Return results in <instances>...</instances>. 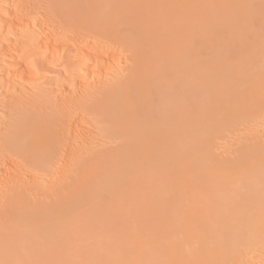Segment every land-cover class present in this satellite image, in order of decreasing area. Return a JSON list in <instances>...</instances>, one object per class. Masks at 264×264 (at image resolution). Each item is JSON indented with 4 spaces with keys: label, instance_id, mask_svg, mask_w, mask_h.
Here are the masks:
<instances>
[{
    "label": "bare ground",
    "instance_id": "1",
    "mask_svg": "<svg viewBox=\"0 0 264 264\" xmlns=\"http://www.w3.org/2000/svg\"><path fill=\"white\" fill-rule=\"evenodd\" d=\"M45 7L50 24L63 28L62 34L69 32L67 40L72 39L82 45H78V54L69 52L70 54L62 57L63 77L66 80L81 84L87 77L95 76L98 68L112 67L124 75L119 80L110 81L88 93L82 91L78 96L57 102L49 103L52 99L46 96L45 100L49 99V104L25 101L21 97V102L14 104L18 107L13 112L20 116L12 117V120L16 118L11 126V132L15 134L8 133L10 128L7 129L6 132L10 135L0 137V150L14 149L15 154L22 158V164L29 170L53 175L54 171L71 173L91 169L92 160H96L87 155L81 157L78 164L71 163L72 151L80 145L94 146L104 144L107 140L116 142L120 139H127L129 142L122 146L113 160L97 161L101 174L112 169L120 171L116 188L111 186L110 179L104 177L103 180L107 183L106 187L103 186V192L108 200L102 203L106 206L101 208H108L107 212H102L96 206V202L102 199H87L83 204L89 210V205L95 202L90 206H93L90 213L92 210L96 213L94 215L92 212L93 217L98 215L96 208L104 214L103 216L100 212L97 216L99 218L101 215L100 220L97 217L95 219L99 221L95 222L99 227L93 222V217L92 221L89 219L90 215L87 217L89 220L87 219L86 224L90 222L91 226H97L94 227L96 232H93L98 239L94 234L95 238L92 239L90 232L93 227L89 224L87 229L81 227L85 221L84 216L87 215L85 212L88 211L83 209L82 212L85 206L79 209L73 205V209L70 208L67 213L65 210L62 214L64 206L57 205L56 207L60 206L61 215H64L61 217L57 208L54 213L53 210L48 211L52 214L45 213L47 208H43L45 212L40 213L41 206L38 203L37 207L26 201L25 196L31 190L24 188L16 193L9 203L10 207L0 215V264H245L243 257L246 250L264 248V134L254 131L259 123L264 122V0H49ZM7 8L5 17H2L9 29L22 30L24 27L21 26L22 21H19L21 17L18 6ZM17 16L19 18L15 19ZM54 29L58 30L56 27ZM30 39L25 40V48L34 47L32 36ZM51 46L49 45V49ZM114 46L124 48L129 54V67L116 68L118 59L114 56ZM21 49L19 48L20 54L25 51L22 52ZM12 55L14 54L11 57ZM24 58L17 59L18 64L22 62V65L25 64L23 67L30 72L32 66ZM18 64L16 62V66ZM14 70L8 72L11 71L12 74ZM14 74L10 75V79ZM44 106H53L51 114L43 112ZM75 113L80 114V119H83L81 113H86L85 115L94 118L93 121L104 125L103 134L107 140L95 141L93 137L87 136L82 127L85 119L81 125L84 131H79L80 126L77 127L75 120L72 122ZM79 123L81 124V120ZM243 124H246L248 132L241 131L240 143L236 149L226 150L221 154L229 157L231 164L226 166L225 163V166L221 165L217 170L203 165L205 153L208 154V160L213 157L209 152L212 150L210 138L227 127H239ZM4 155L0 153V161L4 160ZM173 156L178 157L176 161ZM7 163H12V160ZM191 175L199 177L190 178ZM152 176L155 177L154 185L151 186L154 191H148ZM141 181L142 185L146 183L144 189L140 184L138 191V187H135ZM147 183H150L148 187ZM127 189L129 190L125 192ZM167 194L171 197L170 206L164 197ZM155 196H159L158 199ZM126 198L131 201L126 202ZM142 201L148 205L147 208ZM117 202L121 205L123 203L126 208ZM110 204L113 206L110 207ZM150 204L152 209L162 206V212L155 208L154 211L157 209L158 213L150 210L148 214ZM19 208L25 210L24 214L21 213V217L17 218L20 213L16 215V211V217L12 218L11 213L14 210L19 212ZM78 209L82 210L79 213L80 216L82 213V224L78 221L81 218L78 216ZM163 209L170 218L163 214ZM109 210H112L110 216L118 210V215L114 213L111 217L112 220L117 218L120 226H124V220L127 221L125 223L128 228L126 225L124 227L129 230L119 227L123 230L121 232L120 229L118 237L117 233L113 234L116 232L113 221L116 220L109 224L112 225V230L104 223L111 218ZM119 211L123 213H118ZM135 211H139L138 214L146 213L144 216L147 219L141 214L136 215ZM159 211L166 218L162 214L160 217ZM56 212L57 216L54 215ZM122 214L129 215L122 217ZM151 214H157L155 218L160 222L157 223ZM106 215L108 216L105 217ZM131 217L138 221L141 218L140 224L143 220L148 222L150 219L149 222L153 225L143 221L141 225L147 227L145 229ZM190 219L194 223L189 222ZM183 220L188 221V224ZM171 222H177L178 225L174 226ZM182 226L183 228H179ZM82 228L91 229L87 232L84 230V233ZM69 230L75 234H71ZM143 230L144 233L148 231V234L144 235ZM119 233L125 235L119 236ZM142 236L145 238L144 242ZM148 236L151 237L148 238L151 242L147 240ZM175 236L182 237L180 243V239L174 238ZM71 237H75V240ZM86 238L90 240L85 241ZM91 241L99 242L95 244ZM68 251L71 252L69 255Z\"/></svg>",
    "mask_w": 264,
    "mask_h": 264
},
{
    "label": "rangeland",
    "instance_id": "2",
    "mask_svg": "<svg viewBox=\"0 0 264 264\" xmlns=\"http://www.w3.org/2000/svg\"><path fill=\"white\" fill-rule=\"evenodd\" d=\"M3 1V2H2ZM0 0V5H4L3 7L2 6H0V57H2L1 59L2 60H0V137L1 138H4V137H6V136H8V135H10L11 133L12 134H15L14 132H11L12 130V128H11V126H13L12 124H13V122L12 121H14L16 118H19L20 116L18 115H16V114H14V110H15V108H17L18 106H15V105H17L16 103H20L21 101H20V99H22L21 97H23L24 98V100L26 101H31V100H33V101H35V102H37V101H40V103H47V104H49V103H52V101L53 102H57L58 100L60 101V99L62 100V99H65V98H70V97H73V96H78V95H80L81 94V92L83 91V93H88L89 92V90H91V89H94V88H96V87H101L102 85H104V84H106V83H109L110 81H117V80H119L120 79V76H123L124 75V73L121 75L120 74V72H117L116 71V69L115 68H110V69H105V68H98V69H96L95 70V76H89V77H87L81 84L79 83H77L76 81H74V80H72L71 82L69 81V80H66L63 76V74H64V72H63V68H62V65H61V60H62V57L63 56H66L67 55V53L68 54H70L71 52H72V54H73V52L75 53H79L80 52V47L78 46V45H80L81 47H82V45L80 44V43H78L77 41L75 42L74 40H72V39H69V40H67L68 39V37H69V32H67V33H65V34H62V31H63V28H60V27H58V26H52L51 24H50V22H49V19H48V15H47V12H46V4H47V2L49 1V0ZM2 2V3H1ZM5 2V3H4ZM18 6V10H20V11H18L19 12V17H21L20 19H19V21H20V23H21V21H22V24H21V26L23 25V27L24 28H26V29H19L18 31L17 30H14V31H11V30H13V29H9V27H8V23L5 21V19L3 18V17H5V12L6 11H8V8L7 7H9V6ZM22 7V8H21ZM45 8V9H44ZM1 9H2V12H1ZM3 9H5V10H3ZM45 11V12H44ZM46 13V14H45ZM45 14V15H44ZM3 16V17H2ZM15 17V19H17V18H19V17ZM27 20H29V21H27ZM48 20V21H47ZM29 23L28 25H26V23ZM33 22V23H32ZM24 24H25V26H24ZM51 25V27H52V29L50 28V25ZM33 25V26H32ZM28 26H30V27H28ZM56 27L58 30H56V29H54V28ZM41 28V29H40ZM45 28V29H44ZM9 30H10V32H9ZM41 30V31H40ZM52 31H54V32H52ZM57 32V33H56ZM54 33V34H53ZM64 33V32H63ZM30 34V35H29ZM37 35V36H36ZM52 35V36H51ZM55 35V36H54ZM57 35H59L58 37H57ZM66 35H68L67 37H66ZM32 36V40H34V42H33V45H34V47L32 46V47H27L26 46V48L24 47V45L26 44V41H27V38H29V40H31L30 39V37ZM38 39V41H37V39ZM56 37V38H55ZM33 38H35V39H33ZM24 39V40H23ZM54 39V40H53ZM57 39V40H56ZM26 40V41H25ZM35 40H36V43H35ZM51 40H53V41H51ZM24 41V42H23ZM76 43V45H75V43ZM21 42V43H20ZM48 42V43H47ZM49 42H50V44H49ZM53 42V43H52ZM46 43H47V45H46ZM24 44V45H23ZM51 46L50 47V49H49V45ZM8 45V46H7ZM21 45H22V48L23 49H21ZM36 45L38 46V47H36ZM18 46V47H17ZM47 46V47H46ZM10 47H12V48H10ZM79 47V48H78ZM115 47V53H114V56L118 59L117 60V67L116 68H118V69H125V68H127V67H129V65H130V61H129V57L127 58V56H129V54L126 52V50L124 49V48H119V46H114ZM19 48L22 50V52H23V50H25L22 54H20L19 53ZM29 48V49H28ZM40 48V49H39ZM52 48V49H51ZM12 50V53H9L11 50ZM15 49H17L16 51L18 52V53H15L16 51H15ZM31 49V50H30ZM7 50H8V53L10 54V56H9V54L7 53ZM30 50V51H29ZM33 50V51H32ZM40 50V51H39ZM78 50V51H77ZM27 51V52H26ZM14 52V53H13ZM48 52V53H47ZM51 52V53H50ZM70 52V53H69ZM7 53V54H6ZM53 53V54H52ZM57 53V54H56ZM75 53V54H76ZM11 54H14V55H12V57H11ZM71 54V55H72ZM6 55H7V57H6ZM17 57H16V56ZM50 55H51V57H50ZM14 56H15V58H14ZM11 58V60H9L10 58ZM23 57H25L24 58V60H26L27 61V64L29 63V65L30 66H32V70L30 71V72H28L27 71V69H26V67H23L24 65H22V62H20L19 64H18V60L17 59H22ZM4 58V59H3ZM53 58V59H52ZM15 59V60H14ZM7 61V62H4V61ZM24 60H22V61H24ZM58 60H60V61H58ZM26 61H24V62H26ZM54 61H55V63H54ZM57 61V62H56ZM16 62H17V66H16ZM53 62V63H52ZM50 63H51V65H50ZM7 64V65H6ZM11 64H13V66H11ZM14 65H15V67H14ZM20 67V68H19ZM15 69V70H14ZM18 69H20V70H18ZM8 70H14L13 72L15 73H12V74H14L15 76H16V74H19L20 76H18V77H20V78H17V76L15 77V76H11V79H10V75H12L11 74V71L10 72H8ZM19 71L20 73H17V71ZM26 70V71H25ZM101 70V71H100ZM106 70V71H105ZM16 71V72H15ZM100 71V72H99ZM25 72V73H24ZM118 73V74H117ZM27 74V75H26ZM23 75H25V76H23ZM116 75V76H115ZM8 77V78H7ZM15 77V78H14ZM25 77V78H24ZM115 77V78H114ZM21 78H23V79H21ZM9 81H8V80ZM15 80V81H14ZM27 80V81H26ZM76 80V79H75ZM65 83H64V82ZM70 83V84H69ZM81 85V86H80ZM62 90V91H61ZM63 93V94H62ZM27 95L29 96L28 98H27ZM25 96V97H24ZM32 96V97H31ZM46 96H50L49 97V99H52L51 100V102H49L48 103V101H49V99H48V101L47 100H45V98H47ZM44 97V98H43ZM58 97V98H57ZM27 98V99H26ZM30 98V99H29ZM31 98H33V99H31ZM37 98V99H36ZM44 100H43V99ZM56 99V100H55ZM19 100V101H18ZM16 101H18V102H16ZM25 101H23V102H25ZM44 101H46V102H44ZM37 103H39V102H37ZM15 104V105H14ZM14 105V106H13ZM25 107V106H24ZM45 107V106H44ZM47 107H49V106H47ZM51 109H53V106H50L49 108H46L45 107V109L43 110V112H47V114H51ZM47 110V111H46ZM49 110V111H48ZM11 112H13V113H11ZM49 112V113H48ZM44 113V114H45ZM12 114H14L13 116H12ZM79 114V113H78ZM77 113H75L73 116H75V117H73V121L72 122H74V120H75V124H77V127L78 126H80V128L79 129H81V130H79V131H82L83 130V128L82 127H84V130H85V133H87V136H89V137H93L94 138V140L95 141H97V139H98V141H100L101 139H103L104 141H106L107 140V138L106 137H104V134H105V126L104 125H99V123H97L96 121H93L94 120V118H91L92 116H90V115H85L86 113H81V114H83V119L81 118L80 119V114L78 115ZM85 115V116H84ZM11 117V118H10ZM12 117H16V118H13V120H12ZM77 119H79V120H77ZM84 119H85V122H83L84 121ZM80 120H81V124L79 125L78 124V122H80ZM83 120V121H82ZM76 121H78V122H76ZM10 122H11V124H10ZM85 123V124H83V123ZM94 122V123H93ZM96 122V123H95ZM83 124V125H82ZM81 125H82V127H81ZM85 125V126H84ZM8 126H10V127H8ZM8 128H10V130H8L7 131V129ZM83 130V131H84ZM242 130H244V132H248V128H247V126H246V124H243V125H241V126H239V127H227V128H225V129H223V130H221V132L220 133H218V134H215V135H213L211 138H210V141H211V143H212V150H209V152H210V154H212V158L211 159H207V153H205L204 155H203V158H202V163H203V165H206V166H209V167H211V168H213V170H217V168H219L221 165L223 166L225 163V165L226 166H229V164H231V161L230 160H228L229 159V157H225V155H221V154H223V152L224 151H226V150H231V151H234L235 149H236V146L240 143V141H239V137H240V133H241V131ZM250 130V129H249ZM8 133H10V134H7V132ZM10 131V132H9ZM254 131H256L257 133H259V134H264V122H262V123H259L258 124V126H256V128H254ZM104 133V134H103ZM5 134H7V135H5ZM4 136V137H3ZM100 139V140H99ZM126 142H129V140H127V139H120V140H118V141H116V142H109L108 140L104 143V144H96V145H94V146H90V144H87V145H80V146H78V147H76L73 151H72V154H71V158H72V161H71V163H73V164H78L79 163V161L81 160V157H83V156H85V155H87V156H90L91 158H93V159H95L96 161H93L92 160V163H91V169L90 170H86V171H73V172H71V173H65V172H63V171H54V173H53V175L52 174H43V173H40V172H38V173H35V172H33V171H31V170H29L26 166H24L23 164H22V158L20 157V156H18L17 154H15L16 152H15V150L13 149H11V148H2L3 150H0V153L1 154H5V155H7V156H5L4 155V157L5 158H3L4 160H1L0 161V215L1 214H3L4 213V211L5 210H7V208L8 207H10L9 205V203L11 202V200L15 197V195H16V193L18 192V191H21L22 189H24V188H26V189H30L31 190V192H29V193H27L26 194V196H25V199H26V201L28 202V203H30V204H34V205H37V203H38V205L39 206H41L40 208H41V210L44 208H47V211L45 212V210H39L40 211V213L41 212H45V213H49L48 211L49 210H53L52 212L54 213V209L55 210H57L58 209V212H59V217H61V216H64V215H61V213L62 214H64V212H65V210H66V213H67V211L71 208V209H73L72 208V206L74 205L76 208H77V206H78V208L79 209H81L82 207H84V208H82V210L84 209V210H88L87 208H86V204L83 206V204H84V201L85 200H87V199H91V200H96V199H102L101 201H97L96 202V206H97V208H98V206H99V209L101 208V206H106V204H103L102 205V203H104V201L107 199V197L105 196V192H103V190H104V187H106L107 186V183H105L103 180L105 179V178H108V179H110V184H111V186L113 187V188H116L117 186H118V184H119V179H118V176H120V171L118 170V169H112V170H107V171H105V172H103L102 174L101 173H99V165L100 164H98V162L97 161H101V162H104V161H108V160H113V157L114 158H116V156H118V153H119V151L121 150V148H122V146L126 143ZM9 151H13V152H9ZM4 152V153H3ZM6 152V153H5ZM9 155H8V154ZM121 154V153H120ZM120 156V155H119ZM122 156V155H121ZM120 156V157H121ZM176 156V155H175ZM175 156H173L174 158V160L176 159L177 160V158L178 157H175ZM7 157V158H6ZM118 158V157H117ZM122 158V157H121ZM172 158V157H171ZM11 160H12V163H7L8 161H10L11 162ZM173 160V161H174ZM175 160V161H176ZM180 159H178V161H179ZM208 160V161H207ZM227 161H229V163L227 162ZM4 162V163H3ZM13 162L15 163V164H13ZM177 163V162H176ZM175 163V164H176ZM10 164H11V166L12 167H14V169H12V167H10ZM228 164V165H227ZM5 165V166H4ZM224 165V166H225ZM10 168H9V167ZM172 166H174V164L172 165ZM175 167V166H174ZM174 167H173V169H174ZM1 168H3V169H1ZM8 168V169H7ZM10 169V170H9ZM2 170H3V172H2ZM5 170V171H4ZM6 170H7V173H6ZM9 171V172H8ZM3 173V174H2ZM6 173V174H5ZM18 173V176L16 175ZM190 173V172H189ZM198 173V172H197ZM5 174V175H4ZM43 174V175H42ZM191 174V173H190ZM195 174V173H194ZM170 175H172V174H170ZM175 175V174H174ZM17 178H15V177ZM19 176H21V177H19ZM176 176V175H175ZM192 176L193 175H191V177L190 178H192ZM105 177V178H104ZM197 177H199L198 175L195 177V176H193V178L195 179V178H197ZM13 178H15V179H13ZM100 178V179H99ZM149 178H151V177H149ZM179 178V177H178ZM19 179V180H18ZM112 179V180H111ZM155 179V177L154 176H152V178H151V185H150V187L148 188V191L150 190V189H152V190H150V191H154L153 190V186L152 185H154L153 184V180ZM34 182H33V181ZM148 180V179H147ZM165 180V179H164ZM139 182V181H138ZM155 182V181H154ZM142 183V181L139 183V186H134L135 188H137L138 187V191H140V184ZM146 183V182H145ZM145 183H143V185L141 184V187L143 188V186H144V184ZM167 183V182H166ZM150 183H147V187H148V185H149ZM96 185V186H95ZM105 185V186H104ZM137 185V184H136ZM155 185H156V183H155ZM104 186V187H103ZM152 186V187H151ZM146 187V186H145ZM157 187V186H156ZM156 187H155V190H156ZM74 188V189H73ZM142 188H141V190H142ZM65 189H67L66 191H65ZM73 189V190H72ZM144 189V188H143ZM147 189V188H146ZM74 190H76L77 192H75ZM129 189H127L125 192H127ZM134 190V189H133ZM51 191V192H50ZM72 191H74V194L75 193H77V194H73L72 193ZM147 191V192H148ZM82 192V193H81ZM124 192V193H125ZM130 192V191H129ZM136 192V191H135ZM155 192H157V190L155 191ZM137 193V192H136ZM161 193V192H160ZM159 193V194H160ZM167 193V192H166ZM69 194V195H68ZM71 194H73V196L71 195ZM132 194H134V193H132ZM137 194H139V193H137ZM149 194H153V193H149ZM157 194V193H156ZM155 194V195H156ZM159 194H157V195H159ZM163 194V193H162ZM68 195V196H67ZM79 195V196H78ZM126 195V194H125ZM125 195H124V197H125ZM141 195V194H140ZM143 195H144V193H143ZM121 196V195H120ZM123 196V195H122ZM128 196H129V194H128ZM133 196V195H132ZM134 196H135V194H134ZM139 196V195H138ZM137 196V197H138ZM147 196V195H146ZM162 196V195H161ZM164 196V195H163ZM168 196V194L166 195V196H164L165 197V199L167 200V202L169 203L170 201H171V197H169L170 198V200H169V198L167 197ZM74 197V198H73ZM86 197V198H85ZM88 197V198H87ZM126 197H127V195H126ZM131 197V196H130ZM129 197V198H130ZM136 197V196H135ZM141 197V196H140ZM144 197H145V195H144ZM147 197H149L150 198V196H147ZM153 197V196H152ZM157 199H158V197L157 196H155ZM168 199H167V198ZM83 198V199H82ZM85 198V199H84ZM114 198H116V197H114ZM121 198V197H120ZM129 198H128V200H127V198L126 199H124V200H126V202L127 201H131V200H129ZM143 200H144V198H143V196L141 197ZM76 199V200H75ZM118 199H119V197H118ZM136 199V198H135ZM134 199V200H135ZM152 199V198H151ZM153 199H154V197H153ZM157 199H155V201H158ZM165 199H163L164 201H166ZM72 200V201H71ZM108 200V199H107ZM107 200H106V202H107ZM113 200V199H112ZM111 200V201H112ZM133 200V201H134ZM146 200V199H145ZM136 201H138L137 199H136ZM148 201V200H147ZM150 201V200H149ZM148 201V202H149ZM154 201V202H155ZM163 201V202H164ZM25 202V201H24ZM23 202V203H24ZM81 202V203H80ZM105 202V203H106ZM118 202H119V200H118ZM117 202V203H118ZM126 202H124L123 201V203L125 204ZM143 202V201H142ZM154 202H151V203H154ZM160 202H162V198L160 197V200H159V204H160ZM26 203V202H25ZM46 204V206H45V204ZM94 203L95 202H93V203H91V205L93 204L94 205ZM112 203H113V201H112ZM115 203H116V201H115ZM122 203V205L120 204V203H118V204H120L121 206H123L124 204ZM144 203V202H143ZM156 203V202H155ZM168 203H167V205H168ZM171 203V202H170ZM169 203V206L171 205ZM41 204V205H40ZM44 204V207L42 206ZM51 204V205H53V206H49V205ZM61 204V206H64V210H62V212H61V210L59 211V208H60V206L59 207H56L57 205H60ZM63 204V205H62ZM71 204V205H70ZM99 204H101V205H99ZM129 204H130V202H129ZM141 204V203H140ZM144 204H146V203H144ZM162 204V203H161ZM160 204V205H161ZM165 205H166V203H164ZM38 205H37V207H38ZM67 205L69 206H71V207H68V209H66L67 208ZM82 205V206H81ZM91 205H89V210L88 211H86L85 212V215H86V217L84 216V213H83V216H84V219H85V221H84V224L83 225H81V227L82 226H84L86 229H87V227H89V225H90V227H93V226H91L92 224H90V222L88 223V224H86L87 223V217H90L89 219H91L90 221H92V217H93V215H91L92 214V212L94 213V211L92 210V212L90 213V210L91 209H93V206H92V208L90 207ZM111 205V204H110ZM109 205V206H110ZM113 205H114V203H113ZM113 205H111L110 207H112ZM117 205V204H116ZM116 205H115V209H116ZM136 205V204H135ZM137 205H138V203H137ZM154 205V204H153ZM199 205V204H198ZM48 206V207H47ZM55 206V207H54ZM73 206V207H74ZM88 206V205H87ZM96 206H94V207H96ZM109 206H107V207H109ZM120 206V207H121ZM125 206V205H124ZM131 206V205H130ZM140 206V205H139ZM147 204H146V208H147ZM155 206V205H154ZM51 207V209H48V208H50ZM133 207H137V206H133ZM141 207H143V205L141 206ZM150 208L147 210L145 207V209L147 210V213L149 214V212L148 211H154V209L155 208H157V206L156 207H154V209H152L153 207H151V204H150V206H149ZM162 207V206H161ZM160 207V208H161ZM164 207V206H163ZM218 207V206H217ZM57 208V209H56ZM76 208H74V209H76ZM86 208V209H85ZM96 208V209H97ZM105 208L106 207H104V210H102V208H101V210H102V212L103 211H106L107 212V210H108V208H107V210H105ZM118 209H119V207H117ZM124 208V207H123ZM123 208H121V209H123ZM125 208H126V206H125ZM160 208H157V209H160ZM165 208V207H164ZM169 208H172V207H169ZM192 208H194V206L192 207ZM20 210H19V212H18V210H14L11 214V216H12V218L13 217H16V215H18L17 213H20L18 216H17V218H20L21 217V215L22 214H24V212H23V210H22V208H19ZM61 209H62V207H61ZM78 209V210H79ZM95 209V212H98V215H99V213L101 212V210H96ZM139 209V208H138ZM141 210H142V208H140ZM157 209L155 210L156 212H157ZM162 209V208H161ZM160 209V211L162 212V210ZM173 209V208H172ZM195 209V208H194ZM219 209V208H218ZM222 208L220 207V210H221ZM22 210V211H21ZM81 210V211H82ZM84 210L82 211V212H84ZM113 210V209H112ZM111 210V211H112ZM124 210V209H123ZM128 210V209H127ZM133 210H135V209H133ZM137 210V209H136ZM146 210H144V212L146 211ZM166 210H167V207H166ZM17 211V212H16ZM21 211V212H20ZM25 211V210H24ZM80 210L78 211V216L79 217H81L82 216V213H81V216L79 215V213L81 212ZM110 211V210H109ZM111 211H110V213H108L109 214V217H111L114 213H116V215H118L117 214V211L116 212H114L111 216H110V214H111ZM150 211V212H151ZM155 211H154V213H155ZM160 211H159V214H160ZM163 211L165 212H163V214H165L166 216L168 215V217H169V214H166L167 213V211H165V209H163ZM172 211V210H171ZM174 211H175V209H174ZM14 212H16V215H15V213ZM43 212V213H44ZM61 212V213H60ZM101 212V213H102ZM124 212H127L126 210L124 211ZM130 212V211H129ZM128 212V213H129ZM131 212H132V210H131ZM130 212V213H131ZM14 213V214H13ZM22 213V214H21ZM57 213V212H56ZM54 214V215H58V213L57 214ZM90 213V214H89ZM100 213V214H101ZM105 213V212H104ZM118 213H123V212H121V211H119ZM137 213V211H135V214ZM138 213H139V211H138ZM137 213V214H138ZM158 213V212H157ZM169 213V212H168ZM49 214H52L51 212L49 213ZM96 213H94V215H95ZM105 214H107V213H105ZM136 214V215H137ZM142 216H144L145 214L143 213L142 214V212L140 213ZM140 214H138V216L140 215ZM158 214V215H159ZM162 214V213H161ZM161 214L159 215L160 217H161ZM162 214V215H163ZM173 214V213H172ZM15 215V216H14ZM90 215V216H89ZM98 215H96V216H94L93 217V222L95 223V222H99V221H97V220H95L96 219V217L98 216ZM101 215H103L104 216V214L102 213ZM100 215V216H101ZM129 215V214H128ZM128 215H124V214H122V217L123 216H127L128 217ZM151 215H153L154 217V219H155V221H158L155 217V215H157V214H151ZM165 215H163L162 217H164ZM196 215V214H195ZM195 215H193L194 217L193 218H195ZM20 216V217H19ZM77 216V217H78ZM100 216H99V218H98V220H100ZM103 216H102V218H103ZM108 215H106L105 217H107ZM119 216H121V214L119 215ZM119 216H117V217H119ZM141 216V217H142ZM166 216H165V218H166ZM78 217V218H79ZM116 217V216H115ZM115 217H113V218H115ZM126 217V218H127ZM133 217V216H132ZM132 217H131V219H132ZM136 217V216H135ZM145 217V216H144ZM147 217V216H146ZM145 217V219H147ZM148 217H149V215H148ZM152 216H150V219H151V221L153 220V218H151ZM158 217V216H157ZM125 217H124V219H126ZM170 218V217H169ZM172 218V217H171ZM88 219V220H89ZM119 219V218H118ZM123 219V220H124ZM135 219V218H134ZM134 219H132V220H134ZM150 219H148L149 221H150ZM160 219V218H159ZM95 220V221H94ZM101 220H103V219H101ZM104 220H105V218H104ZM108 222L106 221V222H104V221H101V223H107L108 224V226H110L109 224L113 221V220H116V221H113L114 222V224H113V226L115 227L114 228V230H116V232H113V234L114 233H117V237H118V232H120V229L121 228H119V227H122L123 229H125V225H126V223H127V221H125L124 220V226H120L119 225V223L120 222H118L117 223V218L116 219H113L112 220V217L109 219L108 218ZM120 220V219H119ZM122 220V219H121ZM126 220H129V219H126ZM131 220V221H132ZM135 220H137V218L135 219ZM140 220H142L141 218H139V221H138V223L140 222ZM166 221H167V219H165ZM170 220H172V219H170ZM188 220V219H187ZM12 221V220H11ZM81 224H82V222H83V219H82V217L81 218H79V220H78ZM82 221V222H81ZM143 221H146V220H143ZM143 221H142V223H143ZM147 222V223H149L150 225H153V224H151L150 222ZM175 221V220H174ZM184 221V220H183ZM191 221V219L189 220V222ZM112 222V223H113ZM126 222V223H125ZM154 222V221H153ZM160 221H158L157 223H159ZM168 222H169V219H168ZM172 222H173V220H172ZM171 222V223H172ZM185 222V221H184ZM187 222V224H188V221H186ZM185 222V223H186ZM192 223H194L193 221H191ZM92 223V222H91ZM93 223V225H95V224H97V223H95L94 224ZM103 223V224H104ZM123 223V222H122ZM129 224H130V222H128ZM141 223V224H142ZM146 223V224H147ZM165 223V222H164ZM176 224H174V223H172V224H174V226L176 225H178L177 224V222H175ZM183 223V222H182ZM88 225V226H86V225ZM116 224V225H115ZM133 224H134V221H133ZM140 224V223H139ZM140 224V226L141 227H145V226H142ZM161 224V223H160ZM167 224V226H168V223H166ZM172 224H170V225H172ZM180 224V223H179ZM190 224V223H189ZM78 225H79V223H78ZM98 225V224H97ZM121 225H123V224H121ZM128 225V224H127ZM127 225H126V227H127ZM131 225V227H132V224H130ZM154 225H156L155 223H154ZM159 225V224H158ZM163 225V224H162ZM184 225V224H183ZM96 226V225H95ZM94 226V227H95ZM104 227L106 226V224H104L103 225ZM112 226V225H111ZM110 226V227H111ZM139 225H137V227H138ZM180 226H181V224H180ZM184 226H187V225H184ZM190 226V225H189ZM193 226V225H192ZM94 227L91 229V232H90V234L92 233V239L93 238H95L96 236V234H94V232L93 231H95L96 232V229H94ZM98 227H99V225H98ZM100 227H101V225H100ZM107 227V226H106ZM116 227H117V229H116ZM152 227V226H151ZM154 227H157V226H154ZM159 227H160V225H159ZM162 227H164V226H162ZM166 227V226H165ZM169 227V226H168ZM172 227V226H171ZM191 227V226H190ZM95 228H97V226L95 227ZM102 228V227H101ZM101 228H100V230H101ZM119 228V229H118ZM128 228V227H127ZM133 228H134V226H133ZM133 228H131V229H133ZM135 228H136V226H135ZM153 228V227H152ZM179 228H183V226L182 227H179ZM194 228V227H193ZM78 229V228H77ZM83 229V230H82ZM81 230H82V232L85 230L84 228H82ZM90 229H88V230H90ZM106 228H104V230H105ZM108 229H109V227H108ZM107 229V230H108ZM111 230H112V227L110 228ZM110 229L108 230V231H110ZM123 229H121V232H122V230ZM142 229V228H141ZM145 229H147V227H145ZM154 229V228H153ZM156 229H159V228H156ZM176 229V228H175ZM185 229V228H184ZM186 229H188V228H186ZM79 230V229H78ZM78 230H76V233L78 232ZM88 230H85L86 232L88 231ZM99 230V229H98ZM98 230H97V232H98ZM107 230H105L106 232H108ZM125 230H129V229H125ZM140 230V229H139ZM148 230H149V228H148ZM168 230H169V228H168ZM173 230V229H172ZM190 230V229H189ZM191 230H192V228H191ZM62 231H64V229L62 230ZM84 231V233H86ZM103 231V230H102ZM100 232V233H102L103 234V232ZM104 231V232H105ZM144 231L145 230H143V234L145 235H147L148 233V231L146 232V233H144ZM175 231V230H174ZM181 231L183 232V230L181 229ZM185 231V230H184ZM194 231V230H193ZM193 231H192V234H193ZM61 232V231H60ZM65 232V231H64ZM69 232H70V230H69ZM80 232V231H79ZM123 232H125V231H123ZM128 232V231H127ZM140 232H141V230H140ZM140 232H137V233H140ZM150 232V231H149ZM152 232V231H151ZM156 232V231H155ZM155 232H153V234L155 233ZM170 234L172 235V233H171V229H170ZM168 232V233H169ZM177 233L178 232H180V231H176ZM190 232V231H189ZM61 233H63V232H61ZM71 233V232H70ZM74 234H75V232H73ZM73 233H71V234H73ZM83 233V234H84ZM89 233V232H88ZM87 233V234H88ZM129 233V232H128ZM131 233H133L132 231H131ZM137 233H135V234H137ZM142 233V232H141ZM140 233V234H141ZM175 233V232H174ZM173 233V234H174ZM185 233V232H184ZM183 233V234H184ZM188 233V232H187ZM186 233V234H187ZM73 234V235H74ZM93 234H94V236L95 237H93ZM101 234V235H102ZM108 235H109V233H107ZM112 234V233H111ZM121 233H119V236H121L120 235ZM127 234V233H126ZM130 234V233H129ZM135 234H133V235H135ZM150 234V233H149ZM153 234H152V237H153ZM180 234V233H179ZM179 234H176V236L177 235H179ZM182 234V236H185V235H183ZM191 234V235H192ZM61 235V234H60ZM89 235V234H88ZM87 235V236H88ZM123 235H125V234H123ZM122 235V236H123ZM138 235V234H137ZM181 235V234H180ZM190 235V234H189ZM188 235V236H189ZM85 236V235H84ZM90 236V235H89ZM89 236H88V238H89ZM97 236H99L98 234H97ZM105 236V235H104ZM114 236V235H113ZM130 236H132V234H130ZM150 236V235H149ZM147 237V240H148V238H151V237ZM166 236H168V235H165V237ZM174 235H172V237H173ZM174 237V238H177V237ZM187 236V235H186ZM63 237V236H62ZM75 237H76V235H75ZM75 237H71V239L72 238H74V240H75ZM77 237H79V236H77ZM82 237V236H81ZM103 237V236H102ZM110 237V236H109ZM116 237V236H115ZM143 237V236H142ZM146 237V236H145ZM180 237L181 236H178V238L180 239ZM83 238V237H82ZM82 238H81V241H82ZM99 237H96V239H98ZM120 238V237H119ZM141 238V237H140ZM177 238V239H178ZM182 238V237H181ZM69 239V238H68ZM84 239V238H83ZM95 239V240H96ZM114 239V238H113ZM116 239V238H115ZM114 239V240H115ZM144 237H143V242H144ZM152 239H154V238H152ZM173 239V238H172ZM178 239V240H179ZM185 239V238H184ZM183 239V240H184ZM73 240V241H74ZM88 240H90V239H88ZM87 240V238H86V240L85 241H88ZM104 239L102 238L101 239V241H103ZM105 240H107L108 241V239H105ZM110 240H112V235H111V238H110ZM150 240V239H149ZM148 240V241H149ZM182 240V241H183ZM97 241V240H96ZM153 241V240H152ZM180 241H181V239L179 240V243H180ZM92 242V241H91ZM99 242V241H98ZM97 242V243H98ZM105 242V241H104ZM147 242V241H146ZM150 242H151V240H150ZM177 242V241H176ZM83 243V242H82ZM89 243V242H88ZM87 243V244H88ZM92 243H95L94 241L92 242ZM97 243H95V244H97ZM178 243V242H177ZM183 243V242H182ZM76 244V243H75ZM80 244V247H81V243H79ZM78 244V245H79ZM85 244V243H84ZM90 244V243H89ZM174 244V243H173ZM192 244H195V242H193ZM197 244V243H196ZM174 245H176V244H174ZM86 246V245H85ZM180 246V245H179ZM68 247V246H67ZM71 247V246H70ZM77 247H79V246H77ZM82 247H83V245H82ZM194 247H195V245H194ZM65 248V247H64ZM73 248H74V246H73ZM73 248H71V249H73ZM187 248V247H186ZM70 249V250H71ZM186 250H188V249H186ZM189 251V250H188ZM70 251H68L67 253V255H69L70 253H69ZM81 253V252H80ZM80 253L78 254V255H80ZM74 253H72V255H73ZM72 255H70V256H72ZM69 256V257H70ZM66 258V257H65ZM243 260H244V262H245V264H264V248H259V247H255V248H253V249H250V250H246L245 252H244V257H243ZM144 261V260H143ZM142 262V261H141ZM154 262V261H153ZM153 262H151V263H153ZM156 262V261H155ZM154 262V263H155ZM144 263H147V261H144ZM157 263V262H156ZM143 264V263H142Z\"/></svg>",
    "mask_w": 264,
    "mask_h": 264
}]
</instances>
